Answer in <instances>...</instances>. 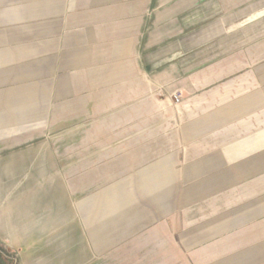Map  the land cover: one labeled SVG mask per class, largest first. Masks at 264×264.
I'll return each instance as SVG.
<instances>
[{"label":"crops","instance_id":"0c3cea01","mask_svg":"<svg viewBox=\"0 0 264 264\" xmlns=\"http://www.w3.org/2000/svg\"><path fill=\"white\" fill-rule=\"evenodd\" d=\"M10 4L25 21L0 19V195L18 264H113L102 254L121 201L162 170L211 184V170L260 168L233 184L264 185V0H0V12ZM83 121L107 123L80 145L101 164L50 157L65 149L48 136Z\"/></svg>","mask_w":264,"mask_h":264},{"label":"rangeland","instance_id":"374dc122","mask_svg":"<svg viewBox=\"0 0 264 264\" xmlns=\"http://www.w3.org/2000/svg\"><path fill=\"white\" fill-rule=\"evenodd\" d=\"M156 94L147 92L149 98L158 97ZM174 97L178 101L179 97L170 95L177 104ZM106 124L66 122L59 130L60 136L51 133L46 140L50 149L62 147L65 152H51L49 156L57 160L60 155L59 161L66 165L80 158L87 163L98 158L96 163L101 164L100 148H87L85 153L86 148L81 146L89 144L86 131L105 129ZM121 124L115 121L113 128H121ZM72 166L65 167L64 172L73 174ZM260 171V168L236 172L211 170L210 178L205 180L211 184H204L201 179L194 180V184L184 182L185 179L176 180L175 184L168 172L162 170L161 185L139 187L144 194L130 192L134 200L124 204L121 201L113 218V242L107 244L113 249L103 251L102 257L107 254L108 259L114 258L113 264H264V185L233 184L235 178L241 182ZM59 172L62 171L51 170L50 176H58ZM249 188L253 190L248 191ZM137 197L144 200L138 202ZM3 203L0 195V264H18L17 252L9 248V234L3 232L9 220V210L3 212L1 208ZM2 237L6 240L2 241Z\"/></svg>","mask_w":264,"mask_h":264},{"label":"clouds","instance_id":"9594fccd","mask_svg":"<svg viewBox=\"0 0 264 264\" xmlns=\"http://www.w3.org/2000/svg\"><path fill=\"white\" fill-rule=\"evenodd\" d=\"M0 19L12 26L23 24L25 21L24 6L20 4L8 5L0 12Z\"/></svg>","mask_w":264,"mask_h":264},{"label":"built area","instance_id":"2783aa9c","mask_svg":"<svg viewBox=\"0 0 264 264\" xmlns=\"http://www.w3.org/2000/svg\"><path fill=\"white\" fill-rule=\"evenodd\" d=\"M175 101L177 102L178 101V98L177 97H174Z\"/></svg>","mask_w":264,"mask_h":264}]
</instances>
